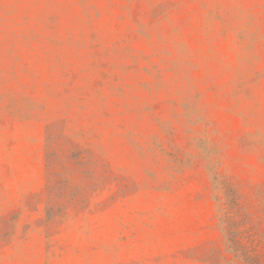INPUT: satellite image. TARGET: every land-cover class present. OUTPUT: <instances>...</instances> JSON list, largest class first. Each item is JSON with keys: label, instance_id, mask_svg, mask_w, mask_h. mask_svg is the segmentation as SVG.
Wrapping results in <instances>:
<instances>
[{"label": "rangeland", "instance_id": "374dc122", "mask_svg": "<svg viewBox=\"0 0 264 264\" xmlns=\"http://www.w3.org/2000/svg\"><path fill=\"white\" fill-rule=\"evenodd\" d=\"M0 264H264V0H0Z\"/></svg>", "mask_w": 264, "mask_h": 264}]
</instances>
